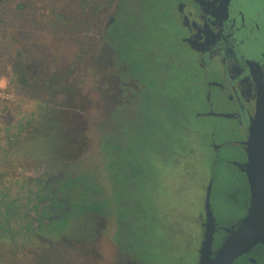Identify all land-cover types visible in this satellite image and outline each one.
Listing matches in <instances>:
<instances>
[{
  "label": "flooded vegetation",
  "instance_id": "1",
  "mask_svg": "<svg viewBox=\"0 0 264 264\" xmlns=\"http://www.w3.org/2000/svg\"><path fill=\"white\" fill-rule=\"evenodd\" d=\"M114 2L109 0L106 7L92 13L93 38L81 50L89 56L87 63L77 82L62 86L64 100L61 99L55 116L45 120L49 124L44 127L43 136L49 137L47 144L54 153L42 166L53 169L45 170L36 180L29 178L33 188L29 186L25 203L19 207L13 205L14 210L24 211L26 226L29 225L26 237L19 238L24 243L35 238L43 243L42 256L35 253V260L30 253L31 259L26 258L23 263L49 264L50 237L57 234L49 231L46 224L76 214L71 209L75 201L73 194L82 189L71 183L91 166V157L97 155L105 163L106 153L118 146L128 147L133 138L128 131L137 130L140 160L148 154L159 165L185 171L188 181L202 194L200 206L193 210L190 200H185L184 207L178 206L175 197L182 196L185 190L172 195L153 188L150 190L153 198L143 205L146 167L143 164V175L137 181L128 176L130 170H127L125 179L132 189L128 193L132 192L135 198L138 192V204L134 201L132 206L139 212V243L134 242L131 230L119 218L113 222L93 208L79 212L66 224L77 219L72 222L75 225L84 216L91 219L93 225L89 230L80 228L89 240L79 242L85 247L81 250L88 256L89 264H198L210 225L214 230L212 251H216L247 219L252 207L255 209L252 227L258 234L260 230L259 239L245 247L231 264H264V133L256 135L251 143L254 137L250 132L256 118L259 83L264 77V0H119L113 9ZM145 68H149V76L161 81L172 72L184 71L185 79L203 89L206 106L217 105L214 96L223 102L224 109L219 108L220 113L215 114L227 122L225 135L219 143L213 139L205 143L206 156L193 149L183 150V144L180 148L172 144L173 134L188 128L181 120L191 110L176 96L167 100L161 92L152 91L149 79L144 76ZM78 116H83L82 120ZM75 119L83 125L78 136L74 135V127L60 126L61 122L71 123ZM185 157L191 161V170L182 166ZM219 176L226 178L227 185L218 194L227 198L228 207L233 208L226 217L216 213L211 201ZM97 181L90 191L95 197L91 195L90 199L103 201L109 194L98 187L100 176ZM106 183L118 189L124 187L111 176ZM207 191L212 220L205 208ZM156 198L164 205L154 210ZM149 211L153 215L154 231L164 239L161 248L165 255L159 258L149 255L158 246L144 235ZM38 219L40 224L36 222ZM18 225L23 226L24 222ZM150 225L147 227L151 228ZM17 239H11L10 245L29 253L28 247L16 245ZM10 264L19 263L12 257Z\"/></svg>",
  "mask_w": 264,
  "mask_h": 264
},
{
  "label": "rangeland",
  "instance_id": "2",
  "mask_svg": "<svg viewBox=\"0 0 264 264\" xmlns=\"http://www.w3.org/2000/svg\"><path fill=\"white\" fill-rule=\"evenodd\" d=\"M24 2L26 0H0V94L7 96V99L0 98V194L5 193L6 200L15 201V205L18 207L25 203V196L28 195L26 193L31 186L28 179L36 180L41 178L45 170L49 169L51 172L53 169V167L42 166L43 161L51 160L54 153L47 144L49 137L43 136L45 133L43 129L49 124V121L45 120L55 116L61 105L59 98L55 97L54 89H61L63 85L60 83L63 78L67 84L77 82L79 73L85 67L88 57L86 53L82 54L81 50H84V45L92 40L90 25L94 24L91 14L94 1L91 0H81L83 21H76L77 23H71L64 18L57 20L52 16H47L48 13L66 12L68 0H47L49 4L55 2L52 9L41 10L38 16L27 8H17L19 3ZM108 2L109 0H98L95 9L100 10L106 7ZM85 21L87 24L84 23ZM77 46L79 49L76 57L73 55V51L77 49ZM83 62L84 65L81 67ZM148 69L145 68L144 76L146 80L149 79L148 83L152 91L161 92V96L167 100L171 96H176L191 110V114L181 120L187 123L188 128L186 131L182 130L173 134L172 144L176 143L179 145L178 148L183 144V150L193 149L202 157L206 156L205 143H209L212 139L216 143L221 142L227 126L226 121L206 114L220 113L224 109L223 102L214 96L217 105L215 107L206 106L203 89L200 86L192 85L190 79H185L184 71H179L176 73L177 75L172 72L165 81H161L159 78L157 80L149 76ZM156 76L160 75L156 74ZM50 84L54 87H51ZM162 84L164 85L161 86ZM169 105L170 103L167 104V106ZM60 124L64 129L74 127L76 136L79 135V129L83 126L78 124L76 119L71 123L67 120ZM55 126L56 121L53 128ZM54 130L56 131V127ZM124 133L127 134V131L124 130ZM128 133L133 137L129 140L128 147L121 149L118 146L112 152H105V163L100 162L97 155L91 157V166L85 168L79 180L71 183V186L77 185L82 189L73 194L75 201L71 204V209L73 213H79L83 208L82 205H85L86 208L99 209L100 213L105 214L113 222L119 218L126 229L131 230L130 234L137 244L141 236L139 212L138 208L135 209V206L132 205L134 201H137L138 204V192L135 193V198L132 197V192L129 195L128 191H132V189L131 185L129 188L125 179L127 170H130L128 176H132V179L137 181V178L143 175V164L146 167L144 179L147 180V187L144 192L143 205L148 203L149 198H153V193L150 191L152 188L169 192L172 195L177 192L180 194L182 190H185V193L179 198L175 197V200L178 202V206L183 207L186 204L185 200H190L193 203V210L199 208L202 194L192 186L185 171L180 168L171 169L168 165H159L148 154L147 157L144 156L140 160L138 131L130 130ZM180 152L178 151V153ZM186 158L183 160L182 166L184 165L185 169L189 167L191 170V161H187ZM132 169L135 170L131 175ZM107 171H109L108 174ZM55 173L58 174V168ZM105 174L106 176L102 177ZM99 176L101 184L98 187L102 192L109 194L103 201L96 198L90 199L95 195L89 193L93 186L96 187L98 184L97 177ZM109 176L124 187L118 189L111 183L107 185L106 179ZM103 178H105V184H102ZM226 181L225 177L219 176L215 194L211 198L216 213L224 217L231 215V211L233 212V208L228 207L227 198L218 194L224 185H227ZM125 182H127L126 185ZM136 191L138 190L136 189ZM118 195L125 196L126 199L116 198L119 197ZM163 205V201L156 198L154 210L163 207ZM150 213L151 211L147 213L145 225L147 231H144V235L149 237L151 244L154 242L158 246L157 249L152 248L148 252L149 255L159 258V255H165L163 252L165 250L161 248L164 239L161 234L154 231L153 224H151L153 215ZM75 220L77 219L65 225L60 223L62 227H65L61 236L59 238L50 237L49 264H89L88 256L82 251L85 250V247L79 243L86 242L89 238L86 237V234H82L80 228L86 227V230H89L93 224L88 216L82 217L77 224L73 225L72 222ZM147 225H150L151 228ZM46 227L49 231L57 233V224H47ZM72 240L78 242L73 243ZM32 241L24 243L21 238L16 241L17 246L29 248L30 252L26 254V251H20V247L15 250L9 241L0 240V264H10L12 257L19 264H24L26 258L31 259L30 253L35 260V253L42 256L43 243L36 238ZM13 249L14 255L12 256ZM155 260L158 259L155 258Z\"/></svg>",
  "mask_w": 264,
  "mask_h": 264
},
{
  "label": "trees",
  "instance_id": "3",
  "mask_svg": "<svg viewBox=\"0 0 264 264\" xmlns=\"http://www.w3.org/2000/svg\"><path fill=\"white\" fill-rule=\"evenodd\" d=\"M86 1V0H83ZM92 2L94 1V5L92 7V13H94V11H96V3L98 2V0H91ZM96 1V2H95ZM118 1L119 0H115V2L113 3V9L118 5ZM46 2V5H45ZM44 3V5H43ZM53 3L55 2H51L50 4L47 2V0H26V2L24 3H19L17 5V8H27L28 10H30L31 12L35 13L37 16L40 15V11L42 10H48V9H52ZM41 4V5H39ZM81 6H82V2L81 0H68L67 2V10L66 12H54L52 13H48L47 16H52L53 19L56 18L57 20H61V19H65V20H69V22L71 23H77L76 21H83L82 17H81ZM91 13V14H92ZM78 49L79 47L77 46V49L73 51V55L74 56H78ZM87 57L88 54H87ZM87 63V60H86ZM65 81H62V83H60V85H64ZM49 84V83H48ZM67 84V83H66ZM51 85V84H50ZM51 87H54V85H51ZM59 87V86H58ZM55 92V97L59 98V100L62 101L64 100V96L61 95L63 94V88L61 87V89L56 90L54 89ZM84 101L86 102L85 98H83ZM83 101V102H84ZM84 102V103H85ZM72 109H74L75 111H77V107H73ZM81 112H84V107L81 106L80 107ZM78 120H82V117H77ZM135 169H132L131 173H134ZM135 176H136V171H135ZM130 178V177H129ZM132 178V176H131ZM89 191V190H88ZM90 193V191H89ZM7 195L5 193L0 194V240H8L10 241L11 239H16L19 238V236L22 237V239H24L26 236V232L29 230V225L26 226V215L25 213H23L24 211L22 210H14V203L15 201H7L6 200ZM82 209H80V212H88L91 211V208H86L85 205H82ZM77 214V213H76ZM76 214H71L69 216H67L64 220H59V221H54L51 220L49 221L48 224H57V230H56V236L54 238H59L61 236L60 230L62 229V226L60 225V223H63L64 225L69 221V219H71L73 216H77ZM22 222H24V225H18L21 224ZM37 223H41V220H37ZM16 224V225H15ZM47 225V224H46ZM61 226V227H60ZM11 235V237H10Z\"/></svg>",
  "mask_w": 264,
  "mask_h": 264
},
{
  "label": "water",
  "instance_id": "4",
  "mask_svg": "<svg viewBox=\"0 0 264 264\" xmlns=\"http://www.w3.org/2000/svg\"><path fill=\"white\" fill-rule=\"evenodd\" d=\"M84 65L81 64V67ZM256 118L254 124L251 126L250 132L254 137L251 143L255 142V136L259 133H264V77L263 81L259 83V93L255 107ZM207 116H218L213 112L206 114ZM227 117L226 115H220ZM252 191H255L253 184H251ZM209 191H207L205 208L207 216L212 220V213L209 208ZM252 206V205H251ZM255 209L253 207L249 211L247 219L238 227L233 235L228 236L225 242L216 251H212L213 243V227L210 225L200 250L198 264H231L233 260L244 250L245 247L253 245L259 239L260 230L253 229V217Z\"/></svg>",
  "mask_w": 264,
  "mask_h": 264
},
{
  "label": "built area",
  "instance_id": "5",
  "mask_svg": "<svg viewBox=\"0 0 264 264\" xmlns=\"http://www.w3.org/2000/svg\"><path fill=\"white\" fill-rule=\"evenodd\" d=\"M0 98H5L7 99V96H3L2 93L0 94Z\"/></svg>",
  "mask_w": 264,
  "mask_h": 264
}]
</instances>
